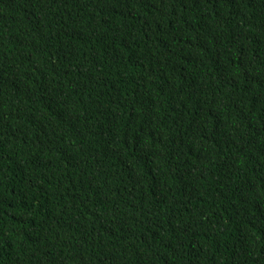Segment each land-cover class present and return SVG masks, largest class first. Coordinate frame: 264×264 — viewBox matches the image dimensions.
I'll use <instances>...</instances> for the list:
<instances>
[{
    "label": "trees",
    "instance_id": "trees-1",
    "mask_svg": "<svg viewBox=\"0 0 264 264\" xmlns=\"http://www.w3.org/2000/svg\"><path fill=\"white\" fill-rule=\"evenodd\" d=\"M0 264H264V0H0Z\"/></svg>",
    "mask_w": 264,
    "mask_h": 264
}]
</instances>
